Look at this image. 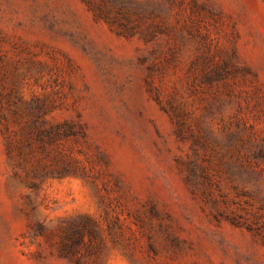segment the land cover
I'll use <instances>...</instances> for the list:
<instances>
[{
  "label": "rangeland",
  "instance_id": "1",
  "mask_svg": "<svg viewBox=\"0 0 264 264\" xmlns=\"http://www.w3.org/2000/svg\"><path fill=\"white\" fill-rule=\"evenodd\" d=\"M0 264H264V0H0Z\"/></svg>",
  "mask_w": 264,
  "mask_h": 264
},
{
  "label": "trees",
  "instance_id": "2",
  "mask_svg": "<svg viewBox=\"0 0 264 264\" xmlns=\"http://www.w3.org/2000/svg\"><path fill=\"white\" fill-rule=\"evenodd\" d=\"M43 126H44V123H41V124H38L36 122L34 123V128L37 129L36 130V133H37V135L39 136L40 139L42 138V135L45 132H49V133L53 134V137H58V136H62L64 134H68L67 131L65 133H62V129H61V126L60 125H56V126L50 128L49 131H48V129L45 130L43 128Z\"/></svg>",
  "mask_w": 264,
  "mask_h": 264
}]
</instances>
